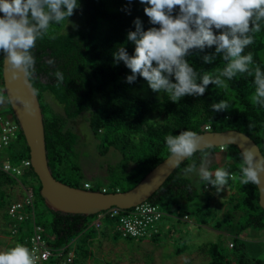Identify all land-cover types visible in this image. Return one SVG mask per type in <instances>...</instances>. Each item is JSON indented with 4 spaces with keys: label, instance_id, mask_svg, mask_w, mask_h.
Returning a JSON list of instances; mask_svg holds the SVG:
<instances>
[{
    "label": "trees",
    "instance_id": "trees-1",
    "mask_svg": "<svg viewBox=\"0 0 264 264\" xmlns=\"http://www.w3.org/2000/svg\"><path fill=\"white\" fill-rule=\"evenodd\" d=\"M79 4L68 18L70 22L65 20L51 25L47 34L37 40L33 50L35 73L29 79L38 90L46 156L57 180L78 188L99 191L105 188V192L128 190L169 155L165 137L185 130L201 133L235 129L253 139L264 155V108L254 106L250 99L254 94V72L251 76L237 75L228 81L226 90L209 84L203 96H185L173 103L166 93L154 92L139 75L133 83H128L126 78L131 75V70L123 61L114 62L113 54L121 46L126 47L129 55H134L135 44L127 41V33L135 31L133 21L137 17L144 30L159 27L151 24L145 14L147 5L140 0H79ZM214 50L215 46L190 50L187 59L201 75L213 73L225 67L222 55L210 64L204 63L203 57ZM248 52L254 58L253 69L259 66L264 71V27L254 34V43L246 47L244 54ZM49 60H54V65H50ZM2 63L3 56H0V82L4 88ZM57 70L64 74V81L59 85L53 75ZM225 98L232 104L228 110H211L214 103ZM6 103L17 130L16 138L0 149V161L17 165L29 159V148L9 102ZM84 113L93 138L98 142L99 154L114 149L120 155L115 163L105 166L104 183L89 188L84 186L88 182H82L83 171L77 151L79 135L71 126ZM2 114L8 117L7 112ZM209 155L215 158V163L207 167L209 170L221 164L230 165L231 179L227 184L230 192L225 199L228 209L215 219L218 209L211 204L212 195L207 194L203 206L192 214L203 226L226 231L233 237L229 242L232 245L228 244L232 248L230 254L216 242L201 247L209 256L206 264H264V260L250 256L245 240L240 237L247 229H264V209L258 202L257 186L240 183L242 158L236 145H223L222 149L212 146L195 153L183 161L145 202L157 205L164 212L161 218L182 216L187 219L189 211L182 208L181 201L193 200L198 196V190L191 178L183 174L184 169L189 164L201 165ZM15 185L32 191L34 222L43 228L42 237L53 250L42 264H60L68 250L74 252L72 264H77L78 258L85 263L93 252V242L100 236L116 240L120 235L127 240L133 239L122 236L115 229V218L105 216L104 221L102 219V223L95 226L97 213L86 216L49 209L40 196L41 184L31 166L19 176L0 171V208L7 209L14 201L6 189ZM203 188L208 191L212 186L204 185ZM207 218L212 220L209 222ZM31 223L26 219L19 224L14 234L17 244L26 245L23 239L32 233ZM110 228H113V235ZM158 236L156 231L150 238L156 240ZM62 247L63 252H54ZM183 251L184 246H181L175 248L174 253L179 255ZM262 252L264 254V249Z\"/></svg>",
    "mask_w": 264,
    "mask_h": 264
},
{
    "label": "clouds",
    "instance_id": "clouds-1",
    "mask_svg": "<svg viewBox=\"0 0 264 264\" xmlns=\"http://www.w3.org/2000/svg\"><path fill=\"white\" fill-rule=\"evenodd\" d=\"M146 4L144 12L151 24L159 27L143 29L137 17L133 23L135 31H128L127 41L135 44L134 55H129L125 46L114 52V62L123 61L131 75L127 82L133 83L137 75L148 82L154 92H164L169 100L178 103L185 96L201 97L209 84L226 90L239 74L253 75L254 94L250 97L254 106L264 108V71L256 66L251 52L246 47L254 43V34L264 27V0H140ZM79 0H0V56L6 60L11 79L22 78L25 82L35 73L33 50L38 39H42L53 24H60L79 8ZM178 7V12L176 9ZM175 13V14H174ZM70 22V21H69ZM215 30H219L215 32ZM215 46L212 54L203 61L210 64L222 55L225 67L213 73L201 75L189 63L190 50H204ZM54 65V60H49ZM57 84L63 83L64 74L53 73ZM29 97L0 94V105L19 102L23 111L30 114L34 108ZM232 106L225 98L212 105V111L222 112ZM229 136L227 138H232ZM235 138V137H234ZM168 149L167 164L177 168L183 161L204 148L211 147L206 135L192 130L169 134L165 137ZM229 143L236 142L231 139ZM240 183L260 185L264 178V155L255 145L242 146ZM195 165L184 169L185 174L195 171ZM198 175L206 186L220 192L231 179V173L223 168L210 171L199 169ZM0 264H35L31 250L17 244L0 251Z\"/></svg>",
    "mask_w": 264,
    "mask_h": 264
},
{
    "label": "rangeland",
    "instance_id": "rangeland-1",
    "mask_svg": "<svg viewBox=\"0 0 264 264\" xmlns=\"http://www.w3.org/2000/svg\"><path fill=\"white\" fill-rule=\"evenodd\" d=\"M2 111L7 112L8 118L12 121L14 120L11 112H8L7 106L6 110ZM84 117L86 118L85 113L71 123L73 130L79 135L77 151L83 171L82 182H88L90 186L103 184L106 173L105 166L115 163L120 158V155L114 149H110L104 155L99 154L98 142L93 138L87 120L85 121ZM213 163H215V159H213V155H209L201 165H195V171L187 174L183 172L185 176L191 178L193 185L198 190V196L193 200L181 201L182 208L189 211L187 219L182 216H164L156 224L157 232H159L156 240L148 236L130 240L120 235H117L118 239L116 240L109 236H100L93 242V252L85 260V263L83 259L78 258L77 264H107L108 262L114 264H206L209 256L200 248L208 242L221 244L224 251L230 254L232 248L228 244L232 240V234L226 231H218L209 226H203L200 224L199 219L192 214L196 208L203 206L204 201L207 199V194L212 195L211 204L218 209L215 219L223 216L228 209L225 199L230 192L229 187L226 185L220 192H217L213 187L208 191L204 190L203 186L205 183L201 181L198 175L201 167L207 168ZM190 165L193 164L188 166ZM220 167L227 170L230 169L229 164H221L210 171H215ZM207 169L209 170V168ZM35 190L36 188L34 187V198L37 197ZM21 194L24 195L25 191L20 187H16L14 189L15 198L19 199ZM1 219L2 217L0 216ZM27 219L30 223L32 222L30 217ZM207 220L210 222L212 219L207 218ZM110 231L111 235H113V228H110ZM240 237L245 240L246 249L250 256L264 260L262 252L264 249V229H247L240 234ZM5 246L6 244L0 241V250ZM181 246H184V251L176 255L174 253L175 248Z\"/></svg>",
    "mask_w": 264,
    "mask_h": 264
},
{
    "label": "water",
    "instance_id": "water-1",
    "mask_svg": "<svg viewBox=\"0 0 264 264\" xmlns=\"http://www.w3.org/2000/svg\"><path fill=\"white\" fill-rule=\"evenodd\" d=\"M0 14L3 13L0 12ZM10 75L6 60L3 57L2 82L5 95L29 97L33 89L30 80L28 79L27 82L22 78L14 80L11 79ZM31 99L34 108L30 114L23 111V106L19 102H9V105L29 148L31 167L41 184L40 196L43 198L45 205L51 210L88 216L113 206L123 210L129 209L147 201L176 169L167 164L168 155L149 170L133 187L125 191L104 192L67 185L52 175L46 156L42 110L37 95L31 96ZM198 134L206 135L211 141V147L233 144L241 152L242 146L255 145L262 154L253 139L235 129L205 131ZM229 136L233 137L227 138ZM234 137L236 142L229 143L228 140L234 141ZM256 186L259 205L264 209V178H262L261 184Z\"/></svg>",
    "mask_w": 264,
    "mask_h": 264
},
{
    "label": "built area",
    "instance_id": "built-area-1",
    "mask_svg": "<svg viewBox=\"0 0 264 264\" xmlns=\"http://www.w3.org/2000/svg\"><path fill=\"white\" fill-rule=\"evenodd\" d=\"M16 130V123L0 113V149L8 146L16 138ZM222 146L223 145L220 146L221 149ZM29 166H31L29 159H24L17 165H12L7 160L0 161V171L13 176H19L22 174L23 170ZM84 186L89 188L90 185L85 183ZM102 191L105 192V188H103ZM126 210L127 209L123 210L115 206L107 210H102L97 213L98 216L93 223L95 226H99L102 223V219L105 218V216H109L117 220L115 229L122 236L131 238L151 237V235L157 231L155 223L164 214L157 205H153L149 202L140 203L129 208L128 211ZM6 213L10 223L9 232L11 235L17 233L18 226L21 222L25 221L28 217L32 219V233L30 236L24 237L23 240L26 246L31 250L35 259V264H42L46 261L52 255L53 250L47 246L46 241L42 237L43 228L34 222L32 191L30 189L26 190V194L23 198L9 203ZM229 245L231 246L232 244L230 243ZM63 251L64 247L54 252L61 253ZM73 258L74 252L68 250L60 264H72Z\"/></svg>",
    "mask_w": 264,
    "mask_h": 264
},
{
    "label": "crops",
    "instance_id": "crops-1",
    "mask_svg": "<svg viewBox=\"0 0 264 264\" xmlns=\"http://www.w3.org/2000/svg\"><path fill=\"white\" fill-rule=\"evenodd\" d=\"M0 94H4V90L1 87V82H0ZM6 106H7L6 102L4 104L0 105V113H5V111H2V110H6ZM16 187H18V186L15 185L13 187H9L6 189L7 195L11 196L12 200H14V201L16 200V198H15L16 196H14V189ZM22 189L25 191V194H26V189L24 188V186L22 187ZM24 195L21 194L19 199L23 198ZM19 199L17 198V200H19ZM0 210H1L0 216L2 217V219L0 220V241H3L6 244V246L2 247V249L0 251H4V250H7V249L17 245V243L15 240V236L11 235L9 232L10 223L8 221V218H7L6 208L4 207ZM162 219L163 218H161V220ZM184 219H186V218H184ZM6 234H9V235H6Z\"/></svg>",
    "mask_w": 264,
    "mask_h": 264
}]
</instances>
